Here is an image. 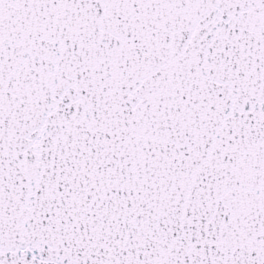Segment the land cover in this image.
<instances>
[{"label":"snow or ice","instance_id":"6c2138e0","mask_svg":"<svg viewBox=\"0 0 264 264\" xmlns=\"http://www.w3.org/2000/svg\"><path fill=\"white\" fill-rule=\"evenodd\" d=\"M0 264H264V0H0Z\"/></svg>","mask_w":264,"mask_h":264}]
</instances>
